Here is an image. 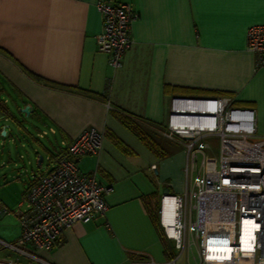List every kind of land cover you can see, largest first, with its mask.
Instances as JSON below:
<instances>
[{
  "label": "crops",
  "instance_id": "0c3cea01",
  "mask_svg": "<svg viewBox=\"0 0 264 264\" xmlns=\"http://www.w3.org/2000/svg\"><path fill=\"white\" fill-rule=\"evenodd\" d=\"M99 1L105 0H0V137L5 128L7 142H15V131L2 124L12 120L46 153L36 170L24 171L21 196L51 169L61 141L89 129L102 134L101 149L77 166L107 189L104 216L65 230L51 251L24 247L38 260L1 254L20 264H168L178 256L157 215L161 196L185 187L184 148L162 134L172 98L231 97L234 107L254 111L256 132L264 136V68L247 50L248 29L264 25V0H113L139 15L115 73L97 47ZM9 103L19 113L30 106L35 135ZM41 132L47 135L39 138ZM0 203L9 211L0 213V239L11 243L20 225ZM183 255L176 264H186Z\"/></svg>",
  "mask_w": 264,
  "mask_h": 264
},
{
  "label": "built area",
  "instance_id": "2783aa9c",
  "mask_svg": "<svg viewBox=\"0 0 264 264\" xmlns=\"http://www.w3.org/2000/svg\"><path fill=\"white\" fill-rule=\"evenodd\" d=\"M96 8L102 20L98 51L107 56L115 73L131 47L132 26L139 15L130 4L113 0L99 1ZM247 50L254 54L256 68H264V25L248 29ZM107 82L109 88L111 80ZM233 102L231 97L170 101L162 134L182 144L186 165L183 193L164 194L159 201V226L179 253L168 264H176L191 249L194 264H264V136L256 132L254 111L236 108ZM2 132L6 137L5 128ZM46 135L41 132L38 137ZM209 137L219 140L214 172L204 171L208 145L203 141ZM102 138L89 129L70 143L60 142L51 169L35 179L10 212L21 234L11 243L0 239V264H20L3 257L4 251L38 260L24 247L51 251L65 230L105 215L107 189L77 166L79 158L98 155ZM151 168L156 173V167ZM8 212L0 203V213ZM186 264H191L189 256Z\"/></svg>",
  "mask_w": 264,
  "mask_h": 264
},
{
  "label": "rangeland",
  "instance_id": "374dc122",
  "mask_svg": "<svg viewBox=\"0 0 264 264\" xmlns=\"http://www.w3.org/2000/svg\"><path fill=\"white\" fill-rule=\"evenodd\" d=\"M13 117L15 116L19 121L24 122L23 126L26 128L27 132L35 135L37 124L30 118L25 116L18 111L13 110L11 103L7 105ZM3 125H8L15 134L13 135L14 143L7 142L5 137H0V200L9 208L10 211H15L17 205L22 200V191L24 189L27 179H29V174L31 170H36L37 155L35 150L38 152V156L45 159L46 153L34 142L31 138L27 137L24 131L17 130L14 126V121L9 123H4ZM15 127V128H14ZM4 140V143H3ZM41 143H46V139L40 140ZM208 145V149L204 151L205 153V172H214L218 165V152H219V140L216 137H209L205 139ZM7 153H11L12 162L9 164L6 161ZM21 155V157H20ZM5 163V164H3ZM200 163V162H199ZM46 164V161L43 163ZM15 165V166H14ZM28 171L29 174H24V171ZM11 172L14 174L11 175ZM183 255V260L186 256H189L190 263L194 264L192 256L195 255V250H187Z\"/></svg>",
  "mask_w": 264,
  "mask_h": 264
},
{
  "label": "trees",
  "instance_id": "16d2710c",
  "mask_svg": "<svg viewBox=\"0 0 264 264\" xmlns=\"http://www.w3.org/2000/svg\"><path fill=\"white\" fill-rule=\"evenodd\" d=\"M124 123H125L128 127H130V129L134 130V132L138 133L139 136L141 137V139H142L145 143H147L148 145L150 144V146H153L154 142L152 141V143H151V140H152V139H150V137H149L147 134H145L143 131L141 132V131H139V129L135 128L136 126H135L132 122H130L129 119H124ZM30 187H31V185H30ZM28 188H29V187H28ZM28 188H27V189H28ZM160 229H161V228H160Z\"/></svg>",
  "mask_w": 264,
  "mask_h": 264
},
{
  "label": "water",
  "instance_id": "95a60500",
  "mask_svg": "<svg viewBox=\"0 0 264 264\" xmlns=\"http://www.w3.org/2000/svg\"><path fill=\"white\" fill-rule=\"evenodd\" d=\"M30 110H31L30 106H25V107H23V108L21 109V112H22L23 114H25V116H28L29 113H30ZM4 134H5V133L2 132V135H4ZM41 161H42V157L40 156L39 159H38V164H41Z\"/></svg>",
  "mask_w": 264,
  "mask_h": 264
}]
</instances>
